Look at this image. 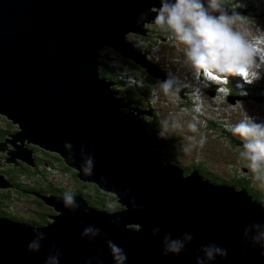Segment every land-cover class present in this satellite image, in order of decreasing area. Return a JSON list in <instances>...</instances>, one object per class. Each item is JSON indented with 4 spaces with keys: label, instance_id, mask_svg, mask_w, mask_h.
I'll use <instances>...</instances> for the list:
<instances>
[{
    "label": "water",
    "instance_id": "obj_1",
    "mask_svg": "<svg viewBox=\"0 0 264 264\" xmlns=\"http://www.w3.org/2000/svg\"><path fill=\"white\" fill-rule=\"evenodd\" d=\"M160 7L161 0H0V118L11 128L0 135L7 151L0 150V166L14 158L33 164L28 146L53 152L70 178L106 191L117 206L27 191L49 219L0 217V264H117L109 242L122 250L123 264H264V203L169 163L161 156L166 138L147 129L138 107L118 102L113 82L98 71L101 46L157 84L168 79L123 34H143L140 22L155 20ZM223 7L229 17L245 13ZM124 103L128 109H118ZM66 194L73 206L65 207ZM85 228L93 231L84 235ZM171 241L183 245L179 253L167 251ZM206 248L226 255L208 259Z\"/></svg>",
    "mask_w": 264,
    "mask_h": 264
},
{
    "label": "rangeland",
    "instance_id": "obj_2",
    "mask_svg": "<svg viewBox=\"0 0 264 264\" xmlns=\"http://www.w3.org/2000/svg\"><path fill=\"white\" fill-rule=\"evenodd\" d=\"M256 5L264 9V0H258ZM241 9L249 11V8L246 6H243ZM150 21L153 20L140 22V27L150 24ZM230 21L236 30L245 32L246 38L257 44V49L261 57L264 58V24L237 17L235 19L230 18ZM123 34L126 35L127 39H129L128 35H131L125 31H123ZM119 37V33H117V41L122 44ZM129 37L131 38V36ZM169 40L162 41L159 39L156 46L150 48V52L148 53L149 59L156 64L158 63V67L166 76L169 77L171 75L178 83L186 85L183 89H180L181 92L178 91L181 94L185 92L186 97L178 96L174 98L171 92L165 94L160 90L159 85L153 86L151 99L145 106L140 105V103L132 98L122 95L121 93L123 92L116 88H114L116 92L114 96L118 97V102L126 103L127 101L129 109L135 110V113L137 109H134V106L138 107V110H140L138 115L148 118L152 117L154 122H156L154 125L156 129L155 134H159L160 137L172 135L175 138V149L173 151L176 153L178 163L183 167H180L182 171H186L184 168L188 169L193 164L192 162H198V165L202 166L204 171L214 174V178L220 179L216 183L228 184L226 182L228 181L227 179H230L234 175L233 167L234 169H239L241 165L238 162L236 144H233L228 139L229 135L227 131L222 128V135H220V131H216L213 127L208 126L209 124L206 120L214 119L217 121L216 126L222 124L226 129L243 119L245 114L255 118L257 122H264V74L261 75L260 79L252 83H246L239 76H229L226 85H217L205 80L203 77L197 79L194 72L183 65V46H178L172 36ZM101 48V46L98 47V49ZM148 55L146 56L148 57ZM100 56H97V58ZM180 84L178 85L180 86ZM218 88L222 90H218ZM125 103L119 105L118 109L127 107ZM145 110L148 113H142ZM192 124H195V129L190 127ZM0 150L7 153L5 147H0ZM14 159V161L9 159V166L17 164L16 158ZM44 162L46 167H51L46 161ZM9 166H0V171L3 172V168H9ZM189 171L191 170L186 172ZM45 180L60 181L53 173L47 175ZM64 182L67 183L68 179L60 183ZM228 185H232L235 189L241 188L235 187L234 184ZM29 189L22 190L23 192L29 191L35 194V190ZM32 189H36V187ZM84 199L86 200V198ZM15 200H18L13 204L16 211L31 212L33 204L31 203L30 196H19ZM99 209L106 208L101 207Z\"/></svg>",
    "mask_w": 264,
    "mask_h": 264
},
{
    "label": "clouds",
    "instance_id": "obj_3",
    "mask_svg": "<svg viewBox=\"0 0 264 264\" xmlns=\"http://www.w3.org/2000/svg\"><path fill=\"white\" fill-rule=\"evenodd\" d=\"M155 23L170 31L175 43L183 46V65L193 71L197 79L203 77L217 85H226L229 76H239L246 83H252L264 74V58L257 44L247 39L245 32L232 26L222 0H161ZM175 83L176 79L170 75L160 82L159 88L167 94L186 86L181 83L180 88H176ZM190 127L195 129L196 126ZM228 131L241 140L243 151L240 155L247 161L248 169L257 176H264V122H257L245 114L243 119L230 125ZM90 164L89 161L84 175H91ZM63 199L65 207L73 206L71 196L66 194ZM92 231L85 228L84 235ZM182 247L179 241H171L167 251L179 253ZM29 248L37 249L38 245L32 243ZM109 248L117 264H123L122 250L111 242ZM204 251L208 259H213L214 252L226 255L214 248Z\"/></svg>",
    "mask_w": 264,
    "mask_h": 264
},
{
    "label": "trees",
    "instance_id": "obj_4",
    "mask_svg": "<svg viewBox=\"0 0 264 264\" xmlns=\"http://www.w3.org/2000/svg\"><path fill=\"white\" fill-rule=\"evenodd\" d=\"M233 2L234 0H222V3L227 4V6H230L229 4H232ZM235 2L241 4L248 3L252 7V10L257 8L261 12L264 11L263 8H260L259 5H256V2H258V0H237ZM242 7L239 8L241 9ZM249 14L250 13L245 10V13H241L240 16H232L229 18H245L249 21L253 20L264 24V13H262L261 17H252ZM144 28L145 30L143 34H136L137 37L128 35V38L132 39L139 46H141V49L146 55H148V53L150 52V48H154L156 46V44L159 42V39H161L162 41H167L171 37L170 31H167L160 25L156 24L155 20L150 21V24H146ZM129 36H131V38ZM98 52L101 55L98 58L100 63L98 65V71L100 74L104 75L113 82L111 87L113 89L116 88L121 90L123 92L121 93L122 95L132 98L140 103V105L145 106L151 99L153 86L159 84L132 70V60L127 59L103 47L101 49H98ZM148 58H150L149 55ZM157 79L160 80L159 78ZM176 84L180 83L176 81ZM170 92L172 93L174 98L178 96L185 97L186 95L185 92L182 94V96L177 92L176 94L172 91ZM122 109L125 110L127 108L124 107ZM189 109L194 112L191 108ZM142 118L147 123V129L150 132H154L155 134L156 129L154 125L156 122H154L153 118H148L145 116H142ZM213 120L214 119L206 120L209 124L208 126L213 127V129H215L216 131H220V135H222V128L223 130L228 132V139L233 144H236L239 158L238 162L239 164H241L239 169H234V167L232 169L235 181L227 179L230 182H226L234 184L235 187L238 186L244 188V190L250 193L252 197L256 198L259 202L264 203V176L255 175L246 166L247 161L240 155V153L243 151L241 140L238 137L232 135V133L228 131V129L224 128V125L220 124V126H216L217 121ZM10 131V123L0 118V135H5ZM155 135L160 137L159 134ZM164 138H166V142L164 148L161 150L162 156L169 163H174L179 167H182L178 163L176 153H174L173 151L175 149V138L172 135L165 136ZM28 148L32 150V156H34L33 164L26 163V166H18V164H14L9 166V168H3V173L9 180L10 186L0 187L1 215L18 221H25L29 223L33 222L34 224H41V219H49L47 206L33 199L32 197H30L32 201L31 203L33 204L31 212L16 211V209L13 207V204L18 201L15 199H18L19 196H28L27 192H23L22 189H32L33 187H36L35 191L42 194L44 190H49V192L53 193H78L81 196L85 197L90 204L96 207H105L116 210L117 206L106 193V191L102 189H93L92 183L70 178L71 172L58 164L53 152L30 146H28ZM44 161H46V163H48L51 167H46ZM192 163L193 164L190 165L188 169H184L186 171L196 169L199 174H201L205 179L214 182L220 181V179L214 178V174H210L204 171L203 167L198 165V162ZM52 173L56 175L58 180L60 179L59 182L45 180V178H47V175ZM66 179H68L67 183H60L61 181L63 182ZM101 201L104 202V204H98Z\"/></svg>",
    "mask_w": 264,
    "mask_h": 264
},
{
    "label": "flooded vegetation",
    "instance_id": "obj_5",
    "mask_svg": "<svg viewBox=\"0 0 264 264\" xmlns=\"http://www.w3.org/2000/svg\"><path fill=\"white\" fill-rule=\"evenodd\" d=\"M231 7H234V6H246V7H248L249 8V15L250 16H252V17H261L262 16V13H264V11L263 12H261L260 10H258L257 8L256 9H254V10H252V7L247 3V4H241V3H238V2H233L232 4H229ZM264 10V9H263ZM258 11H260V12H258ZM185 97H186V95H185ZM147 105V104H146ZM150 114V113H149ZM149 114H147V115H149ZM11 132H7L6 134H10ZM168 143V142H167ZM166 143V144H167ZM33 159H34V156H33ZM231 180H233V181H235L234 180V175H233V177H231L230 178ZM232 183V182H231ZM228 184H230V183H228ZM242 188V187H241ZM30 190H35V189H30ZM53 193V192H52ZM85 198V197H84ZM87 200V199H86ZM32 202V201H31ZM87 202H88V200H87ZM89 203V202H88ZM98 204H104V202H99ZM89 205H91V206H94V205H92V204H90L89 203ZM94 207H96V206H94ZM96 208H101V207H96ZM103 208H105V207H103ZM106 209H110V208H106ZM111 210H115V209H111ZM32 224H34L33 222H32ZM35 225H41V224H35Z\"/></svg>",
    "mask_w": 264,
    "mask_h": 264
},
{
    "label": "bare ground",
    "instance_id": "obj_6",
    "mask_svg": "<svg viewBox=\"0 0 264 264\" xmlns=\"http://www.w3.org/2000/svg\"><path fill=\"white\" fill-rule=\"evenodd\" d=\"M144 13V12H143ZM0 217L8 220L10 223H19V224H31L29 222H25V221H18V220H15V219H11V218H8V217H5L3 215L0 214Z\"/></svg>",
    "mask_w": 264,
    "mask_h": 264
}]
</instances>
